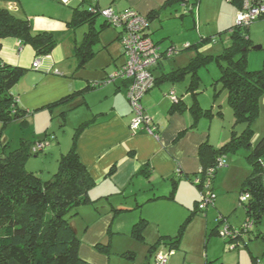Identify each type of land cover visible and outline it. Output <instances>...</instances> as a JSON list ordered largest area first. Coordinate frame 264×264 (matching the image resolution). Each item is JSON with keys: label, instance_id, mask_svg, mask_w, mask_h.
<instances>
[{"label": "crops", "instance_id": "0c3cea01", "mask_svg": "<svg viewBox=\"0 0 264 264\" xmlns=\"http://www.w3.org/2000/svg\"><path fill=\"white\" fill-rule=\"evenodd\" d=\"M76 2L77 0L67 2L0 0V6L8 7L18 17L28 18L34 34L49 31L57 40L56 46L49 54H39L31 44L22 43L17 37H5L2 39L0 56L8 64L27 69L12 92L22 108L33 111L28 117L30 124L34 122L37 125L45 124L47 127L45 131L54 133L55 137L48 145V149L47 147L45 149V158L48 155L56 156V160L59 161L60 155L70 149L75 129L83 122L89 121L81 130L77 145L81 160L95 179V185L89 193L90 197L97 201L82 206L81 213L73 217L71 222L81 237L82 258L94 264H111L109 255L99 252L96 244L110 242L112 250L113 247H117V243L128 241L129 238L139 239L133 230L141 219L146 220L143 236L145 240L146 234L153 236L155 229L150 228L152 223L156 224L152 227L154 226L157 234H160L159 238L173 236L178 232L179 229L174 234L175 231L167 226L169 221H166L173 220L174 226L181 222L184 214L177 207H170L172 214L164 218L163 213L155 216L157 209L150 206L155 207L164 201L177 203L179 199L176 198V194L180 182L193 183L184 176H192L201 170L198 154L200 144L206 140L215 146L216 144L211 139V125L207 128V123L201 122L206 116L196 122L189 108L185 111L170 112L172 101L167 95L171 89H175L187 105L194 100L192 94L187 92L189 75L181 80L182 84L178 87H175L176 83L160 79L159 83L144 96L145 113L150 115L158 126L157 134L134 133L131 130L130 121L133 114L128 101L129 80L121 77L110 78V74L125 62L123 50L118 46L114 49V42L121 43L119 38L121 29L112 25L103 26L96 45L98 49L96 55L79 67V59L74 49L82 41L88 26L83 25L79 31L76 27H70L69 22L73 18L74 7L88 8L94 0H87L84 6L81 3H85V0ZM97 4L99 8H104L100 0H97ZM154 5L150 3L145 7L139 0H125L123 4L115 1L108 7L111 6L118 11L134 8L147 15L157 9ZM164 9L151 23L153 39V30L162 26L165 19L173 18L171 11H163ZM101 23H97V26L99 27ZM61 36L66 37L65 43L59 40ZM156 42L160 44V41ZM37 57L41 59L40 66L34 68L32 64ZM165 58L155 68V76L159 77L171 70H165ZM55 69H58L59 73H56ZM88 85L93 87L86 88ZM78 91L83 93H77L64 104L48 107L49 104ZM155 110H158L159 114L154 112ZM61 118L64 121L60 126L65 125L67 121L70 132L60 134L54 128L57 119ZM146 164L150 166L149 178L141 173ZM179 174L182 176L174 199L147 200L154 194H168L172 189L171 177ZM159 179L164 180L163 189L154 186ZM190 192L192 201L194 200L193 207L189 203H182L189 210L187 217L198 200L196 190L190 187ZM115 208L127 210L116 212ZM154 240L155 238L148 239V242L154 243ZM161 249L163 248L159 245L158 251H162ZM134 253L128 250L125 254H130L129 258H134Z\"/></svg>", "mask_w": 264, "mask_h": 264}, {"label": "trees", "instance_id": "16d2710c", "mask_svg": "<svg viewBox=\"0 0 264 264\" xmlns=\"http://www.w3.org/2000/svg\"><path fill=\"white\" fill-rule=\"evenodd\" d=\"M199 1L166 0L161 8L154 9L147 14L150 21V32L152 21L159 16L162 9L179 3L184 6L186 11L195 14ZM229 1L238 5L239 8L242 7L243 0ZM99 16L102 15L97 0H94L92 10L80 6L74 7L73 18L69 22L70 27L88 26L82 41L74 49L75 55L79 59V67L85 65L96 55L98 50L96 45L100 38L101 28L111 25L102 16L104 21L98 27ZM261 18L264 16L256 20ZM250 24L236 22L229 28L232 44L225 48L219 60L220 81L228 91V101L233 108L236 121H243L246 126L240 133L233 130L231 139L221 147H216L209 140L201 143L198 149L201 170L192 176H184L199 188H202L206 181H210L208 197L210 202H214L213 183L219 169V158L228 152H236L240 147H251V151L247 155L251 173L243 181L240 192L241 196L245 193L249 194L245 199L240 197V204L245 207L246 218L244 224L238 229L230 223L225 226L230 232L225 237L228 242L243 238L244 233H252L256 237L264 238L261 232L254 230L262 223L264 217V135L255 145L251 144L254 132L252 125L258 115L260 97L264 96V68L250 69L248 67L247 50L250 40ZM9 36L17 37L22 43L31 44L39 54H49L57 44L56 37L52 32L42 31L34 34L28 18L18 17L8 7L0 6V51L2 39ZM164 57L166 56L164 55ZM162 60L155 68L160 65ZM204 61L205 59L194 57L184 67H174L159 77L155 76V84L152 87L154 88L160 79L176 83L190 74L191 79L187 86V92L192 94L194 100L190 105H187L183 97L178 95L175 89H171L168 95L170 96L173 90L177 101L171 100L170 112L185 111L189 108L196 122L203 116L213 114V109L204 108L198 97L203 90L198 69ZM26 70L24 67L4 62L0 56V121L4 125L13 119L20 120L23 125L30 123L28 117L33 111L22 108L12 92L13 87L26 73ZM89 87L92 88L93 85H88L86 88ZM77 93H83V91L65 96L49 104L48 107L64 104L73 99ZM216 95L217 92L214 96ZM88 123L89 121H85L75 129L70 149L60 155L58 170L53 174V177L47 180H43L39 175L26 168L25 161L30 154L29 151H32L26 140L23 139V145L19 148L0 155V264H94L80 255L81 237L71 222L73 217L81 213L82 206L97 201L93 200L89 193L95 185V179L81 160L77 145L78 136ZM54 137L53 133L45 131L44 137L35 141L37 144L45 143L41 149H36L37 144L34 146L37 154L44 151ZM211 168L213 171L210 173ZM141 173L145 174L147 178L151 176L149 164L143 167ZM181 176L179 174L171 177L172 189L168 194H154L147 200L174 199ZM196 177L201 178L199 183L195 182ZM207 205L195 206L178 232L173 236L159 238L150 245L149 253H154L156 259V255L160 253L158 247L161 243L168 244L169 250L179 247L187 223L199 212H206ZM114 210L120 212L127 209L115 208ZM225 218L224 215H221L220 223L224 222ZM135 226L134 234L139 239H143L146 220L141 219ZM214 231L216 230L211 233ZM95 247L99 252L107 255H110L112 251L110 242H100ZM126 255L129 257L130 254Z\"/></svg>", "mask_w": 264, "mask_h": 264}, {"label": "rangeland", "instance_id": "374dc122", "mask_svg": "<svg viewBox=\"0 0 264 264\" xmlns=\"http://www.w3.org/2000/svg\"><path fill=\"white\" fill-rule=\"evenodd\" d=\"M115 1L122 2V4L125 2V0H100V4L105 8L109 4L115 3ZM139 1L145 7L149 6L150 3H154V6L159 9L165 0ZM83 4L86 5L87 2L85 1ZM88 8L92 10V5ZM165 10H170L173 18L165 19L162 26L160 25L154 29L152 34L156 41H160L161 45H159L164 50L170 47V49L175 48L173 53L167 55L164 59L165 70L168 71L173 66L184 67L194 57L205 59L202 66L198 69L203 89L199 93V100L204 108L213 109V114L203 117L204 119L201 122L205 121L207 128L211 125V139L216 144V147H221L231 139L233 130L240 133L246 126L245 122L236 121L233 108L228 101V91L220 81V55L225 48L232 44L229 28L237 22L236 19L240 8L229 0H200L195 14L186 11L184 6L179 3L169 6L163 11ZM102 21V16H99L97 23ZM82 26L76 28L80 31ZM84 26L87 27V25ZM249 37L247 50L248 67L250 69L264 68V18L250 24ZM59 40L65 43L66 37L61 36ZM117 46L122 49V45L118 41L114 42V49ZM187 75L191 79V75ZM180 82H176L175 87L180 86L182 84ZM216 92L217 95L214 96ZM167 96L171 98L169 95ZM154 112L159 114L158 110ZM159 116L157 115V117ZM63 121L62 118L60 120L57 119L54 125V128L60 134H64L67 131L70 132L67 121L65 125L60 126ZM252 127L254 132L251 144L255 145L264 135L263 95L260 97L258 115ZM45 128H47L45 124L37 125L35 122L23 125L20 120L13 119L10 123L4 125L0 121V155L19 148L23 145L24 139L32 149V151H29L30 154L25 161L26 168L39 175L43 180L53 177V174L59 168V161L56 160V156L48 155L45 158V150L39 154L34 150V146L37 144L35 141L44 137ZM73 129H75V126ZM250 151L251 147L243 146L236 152L226 153V163L219 166L213 183L214 202H209L206 212H199L187 223L179 247L169 250L168 244H160L165 251L161 249L162 251L160 252L166 254V264H264V238L262 236L256 237L252 233H244L243 238L228 242V239L226 240L224 236L219 234V231H222L228 223L238 229L245 222L246 211L245 207L240 204V192L243 181L251 173V165L247 159ZM155 184L154 186L160 189L164 188V180L162 179L157 180ZM190 187L196 190L198 194L199 201L196 202V206H201L203 197L209 193L208 187L204 185L199 188L195 183L183 181L180 182L176 194V198L179 199L177 203L164 201L155 207L154 205L150 206V208L159 210H155V216L163 213L165 218L168 214H172L170 207H177L184 214L181 222L185 220L189 210L182 203H189L191 207H193L194 203ZM221 215L226 217L222 223L219 220ZM166 221H169L167 226L170 230L175 231V234L181 222L174 226L173 220L168 219ZM152 225L156 226L155 223H152ZM152 225L150 228L155 229L153 236L146 234V240L129 238L127 239L128 241L117 243V247H113L108 256L111 264H155V256L149 254V245L153 242H148V239L155 238L154 242H156L160 234H157L156 228L152 227ZM213 230L216 231L211 233ZM254 230L264 235V217L262 223L255 227ZM233 244L236 245L235 248L232 247ZM128 250L135 252L134 258H129L124 254Z\"/></svg>", "mask_w": 264, "mask_h": 264}, {"label": "built area", "instance_id": "2783aa9c", "mask_svg": "<svg viewBox=\"0 0 264 264\" xmlns=\"http://www.w3.org/2000/svg\"><path fill=\"white\" fill-rule=\"evenodd\" d=\"M67 2L69 0H63ZM100 14L108 21L109 24L119 27V34L122 50L125 55V62L114 72L110 78L121 77L129 80L128 100L130 102L133 116L130 121V128L134 133L145 132L157 134L158 126L153 122V118L145 113L143 104L144 96L151 90L155 84L154 68L164 58V55H171L175 48L164 50L156 42L150 32V21L147 15L140 13L134 8L116 10L113 7L99 8ZM264 16V0H243L242 7L237 15V23L248 24L254 22L257 18ZM41 59L37 57L33 61V67L40 66ZM59 73L58 69H55ZM171 100L177 101V96L172 90L170 93ZM45 143H38L36 149L43 148ZM226 156H221L218 160L219 166L226 163ZM211 168L209 172L211 173ZM201 178L196 177L195 182L199 183ZM209 189L210 181L204 183ZM210 192L203 197L202 205L208 204ZM248 193L242 194L241 198L245 199ZM227 227L220 233L226 237L230 232ZM233 248L236 245L233 244ZM166 254L158 253L155 264H166Z\"/></svg>", "mask_w": 264, "mask_h": 264}, {"label": "water", "instance_id": "95a60500", "mask_svg": "<svg viewBox=\"0 0 264 264\" xmlns=\"http://www.w3.org/2000/svg\"><path fill=\"white\" fill-rule=\"evenodd\" d=\"M258 47H260V46H258Z\"/></svg>", "mask_w": 264, "mask_h": 264}]
</instances>
